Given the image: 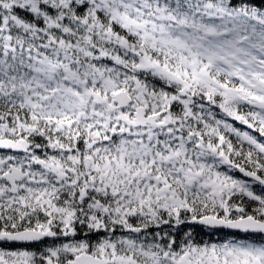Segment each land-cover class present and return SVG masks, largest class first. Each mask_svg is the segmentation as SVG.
<instances>
[{"label": "snow or ice", "instance_id": "obj_1", "mask_svg": "<svg viewBox=\"0 0 264 264\" xmlns=\"http://www.w3.org/2000/svg\"><path fill=\"white\" fill-rule=\"evenodd\" d=\"M0 264H264V0H0Z\"/></svg>", "mask_w": 264, "mask_h": 264}]
</instances>
